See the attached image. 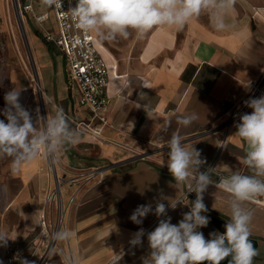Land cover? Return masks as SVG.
<instances>
[{
	"label": "crops",
	"instance_id": "1",
	"mask_svg": "<svg viewBox=\"0 0 264 264\" xmlns=\"http://www.w3.org/2000/svg\"><path fill=\"white\" fill-rule=\"evenodd\" d=\"M33 5L34 11L26 16L42 33L37 34L33 44L40 56V83L49 101L47 114L51 117L61 108L76 120L89 119L78 105V88L69 86L64 57L59 53V61L54 62L53 52L46 42H40V37L45 38V29L57 31L54 13L41 0ZM41 14L48 15V19L39 24L34 17ZM228 23V30L216 31L211 14L202 12L183 29L157 26L140 38L133 32L127 39L100 40L92 33L109 66L110 104L103 112L109 126L96 139L78 131L69 121L79 132V140L58 154L62 165L73 171L103 170L80 188L65 185L64 202L76 193L66 219L73 235L70 240L59 242L47 264H67L68 258L75 264H117L121 251L124 255L118 264H142L141 257L149 252L147 236L136 248L130 247L129 240L140 228L145 233L154 230L158 218L149 213L141 225H136L130 215L139 205L151 203L154 209L157 200L181 199L187 191L174 185L166 166V145L173 133L182 137L186 147L194 145L205 164L216 160L221 141L226 138L217 168L225 175L233 171L251 174L242 163L247 144L235 134L239 121L230 123L229 117L231 110L247 97L248 84L264 70V0H236ZM60 64L63 70L57 69ZM61 79L64 83L59 90ZM251 111L248 108L246 113ZM191 113L199 115L191 126L178 123V117ZM1 176L0 187L7 199L5 210L21 220L25 235H33L45 208L48 177L44 159L39 156L18 172L12 171L11 160L3 165ZM229 198V193L213 186L204 193L208 208L204 214L210 222L199 231L206 239L213 231L224 232L211 219H230ZM188 199L194 201L195 193L188 196L185 204ZM244 207L252 213L250 240L259 252L254 264H264V208L250 202ZM189 210V206L178 204L175 210L169 208L167 215L173 224H178ZM55 254L59 260H53ZM221 264H231V257Z\"/></svg>",
	"mask_w": 264,
	"mask_h": 264
},
{
	"label": "clouds",
	"instance_id": "2",
	"mask_svg": "<svg viewBox=\"0 0 264 264\" xmlns=\"http://www.w3.org/2000/svg\"><path fill=\"white\" fill-rule=\"evenodd\" d=\"M235 3L236 0H77L66 12L85 34L94 33L100 40H112L117 37L127 39L133 32L140 38L157 26L180 30L202 12L211 14L216 31H225L231 27L228 17ZM41 4L63 9V0H41ZM21 91L9 89L5 92V105L0 109L3 117L0 119V157L12 158L13 172H18L25 163L41 154L54 156L65 146L75 145L80 135L70 126L61 108H57L51 117L42 116L43 127L38 128L33 112L19 102ZM244 104L252 111L239 115L235 134L247 144L242 163L250 175L233 171L214 181V168H204L206 161L194 145L186 147L178 133H173L167 141L166 166L174 185L178 189L186 188L187 198L189 193H195V200L190 202L188 199L185 204L183 198L164 197L155 202L154 209L151 203L137 206L129 217L134 224L141 225L149 213L158 218L154 230L145 233L140 228L129 240L130 247L136 248L142 246L143 238L147 236L149 252L141 257L142 264H221L228 257H231V264H254L259 252L250 240L252 213L244 204L264 195V95L250 98ZM143 108L146 112V106ZM177 119L180 125L189 127L199 115L191 113ZM209 186L230 194V219L223 233L213 231L206 239L199 229L210 222L204 214L208 208L203 199ZM178 204L189 206L190 210L183 213L178 224H173L167 210H175ZM72 235L70 230L61 227L51 234V239L63 242L70 240ZM9 240L12 239L0 231V246L6 247ZM121 252L117 264L123 258L124 252ZM14 259L19 264H34L19 255Z\"/></svg>",
	"mask_w": 264,
	"mask_h": 264
},
{
	"label": "built area",
	"instance_id": "3",
	"mask_svg": "<svg viewBox=\"0 0 264 264\" xmlns=\"http://www.w3.org/2000/svg\"><path fill=\"white\" fill-rule=\"evenodd\" d=\"M36 1L40 0H31L29 3H26L25 0H16L17 10L21 17L34 11L33 2ZM76 2L77 0H63V9L50 8L56 18L57 31L53 33L45 29V38L64 57L65 72L69 86H76L78 88L80 92L78 105L88 113L89 119L76 120L70 115L64 114L78 131L100 139L104 128L109 126V121L103 114L110 104L108 96L109 66L100 55L93 35L85 34L78 29L71 19V14L66 12L70 7H74ZM34 18L37 23L41 24L48 19V15H35ZM248 86L249 93L247 97L230 112V123L238 122L239 115L246 113L248 109L244 104L246 100L256 98L264 93V70ZM225 147L226 138H223L217 151L216 160L211 164L204 165V168H214L212 170V179L214 181H218L220 176L225 175L216 166V161L223 154ZM40 157L45 161V173L48 177V185L44 195L45 208L39 218L41 240L37 244L39 246L41 244L44 245L45 254L42 256V259L44 258L43 261L37 264H47L49 258L59 248V242L53 241L51 234L61 227L68 229L67 213L75 201L76 193L70 197L68 202H64L63 193L65 185H78L80 188L84 183L96 179L103 169L93 168L88 171H73L60 164L58 152L54 156L41 154ZM53 157L59 162V170L53 171L50 169ZM191 194L189 193L188 196ZM181 198H183V202L187 199L185 194ZM248 202L264 208V195H259ZM66 263L75 264L72 258H68Z\"/></svg>",
	"mask_w": 264,
	"mask_h": 264
},
{
	"label": "rangeland",
	"instance_id": "4",
	"mask_svg": "<svg viewBox=\"0 0 264 264\" xmlns=\"http://www.w3.org/2000/svg\"><path fill=\"white\" fill-rule=\"evenodd\" d=\"M16 3V0H0V109H3L5 105V92L9 89L22 90L20 104L33 112L37 127L42 128V116H45L43 112L48 116L49 101L44 92L38 93L36 90L38 83L42 89L41 63L37 47L33 44L37 34L42 35V33L33 20L26 15L22 17L26 34L24 33ZM40 39V42L45 43L42 37ZM51 58L54 62L60 59L59 51L55 47ZM59 68L64 69L62 64L57 69L60 70ZM59 83V90H61L64 79H61ZM0 119L3 117L0 116ZM58 156L62 165V158L59 154ZM11 160L12 158L6 155L0 157V186L3 179L1 176L3 165H7ZM6 202L4 191L0 187V231L12 239L8 241L6 247L0 246V261H3V264H19V261L14 259V256L19 255L34 264L40 263L45 254L44 245H37V241L41 240V229L38 226L33 235H25L21 220L14 213L5 210ZM54 259H60L58 254H55Z\"/></svg>",
	"mask_w": 264,
	"mask_h": 264
},
{
	"label": "bare ground",
	"instance_id": "5",
	"mask_svg": "<svg viewBox=\"0 0 264 264\" xmlns=\"http://www.w3.org/2000/svg\"><path fill=\"white\" fill-rule=\"evenodd\" d=\"M24 33L26 34V31H25V29H24ZM39 77V76H38ZM36 80V79H35ZM36 90L38 91V93H43V89H41V87H40V85L38 84L37 85V87H36ZM41 97H43L42 95H41ZM40 97V98H41ZM41 115V114H40ZM50 169L51 170H53V171H55V170H59V162L56 160V158H52V160H51V164H50Z\"/></svg>",
	"mask_w": 264,
	"mask_h": 264
},
{
	"label": "water",
	"instance_id": "6",
	"mask_svg": "<svg viewBox=\"0 0 264 264\" xmlns=\"http://www.w3.org/2000/svg\"><path fill=\"white\" fill-rule=\"evenodd\" d=\"M17 12H18V10H17ZM18 15H19V18H20L21 27H22V29L24 30L22 17H21V15H20L19 13H18ZM211 221H212L214 224H216L221 230L225 231V227H224L225 224H226L225 221H223V220H221V219H219V218H215V217L212 218Z\"/></svg>",
	"mask_w": 264,
	"mask_h": 264
},
{
	"label": "trees",
	"instance_id": "7",
	"mask_svg": "<svg viewBox=\"0 0 264 264\" xmlns=\"http://www.w3.org/2000/svg\"><path fill=\"white\" fill-rule=\"evenodd\" d=\"M43 39H44V41L46 42V44H47L49 50H50L51 52H53V47H52V45L46 40V38H43Z\"/></svg>",
	"mask_w": 264,
	"mask_h": 264
}]
</instances>
